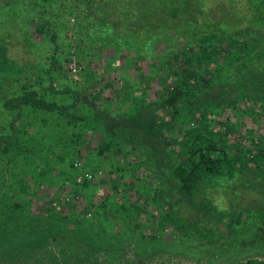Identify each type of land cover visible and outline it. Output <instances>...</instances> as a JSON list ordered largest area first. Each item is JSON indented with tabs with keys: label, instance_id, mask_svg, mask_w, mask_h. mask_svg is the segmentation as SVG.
I'll return each instance as SVG.
<instances>
[{
	"label": "trees",
	"instance_id": "16d2710c",
	"mask_svg": "<svg viewBox=\"0 0 264 264\" xmlns=\"http://www.w3.org/2000/svg\"><path fill=\"white\" fill-rule=\"evenodd\" d=\"M244 1L249 17L234 0H0V264H264L241 260L264 250V9ZM33 23L17 59L10 35ZM79 156L108 191L77 181Z\"/></svg>",
	"mask_w": 264,
	"mask_h": 264
},
{
	"label": "rangeland",
	"instance_id": "374dc122",
	"mask_svg": "<svg viewBox=\"0 0 264 264\" xmlns=\"http://www.w3.org/2000/svg\"><path fill=\"white\" fill-rule=\"evenodd\" d=\"M212 1H215V4L216 6H221V3L222 5H224V7H227L229 2L228 0H212ZM221 1V2H219ZM235 1V6L237 9H239V11L245 15L246 17H249V14H248V11H247V5H246V2L244 0H234ZM253 1V0H250V2ZM256 4L259 5V8H262L264 9V2L262 0V2H256ZM227 9V8H225ZM216 14H219V12L215 11ZM223 13V11L221 12V14ZM224 15V13H223ZM222 16V15H221ZM234 16H237L239 17V14L234 12L233 14H231L230 18L232 19ZM229 23V21H228ZM248 22H247V19L246 21H242L241 24L242 25H246ZM29 25V26H28ZM27 25V29L26 28H17L15 29V31H13L10 35V39H11V45H10V49H9V52H13V56L16 57L17 59H25L26 57L28 58H31L33 59L34 58V54H27L25 50L27 49H21V46L20 45H17L18 41L20 39H22V36H24V34H26L27 32H29L30 34H33L32 37L36 34V37H37V34H38V37L35 38V40L37 39V41L40 40V25H37L35 23L33 24H28ZM230 25V24H229ZM26 26V25H25ZM231 26H233L231 24ZM63 35L61 34L60 35V38H63L62 37ZM31 49L33 50V52L35 51V57L37 59H39L41 57V55L45 54V52L43 51V44L40 45L39 48L37 47H33L31 46ZM49 49V48H48ZM50 50V49H49ZM18 52V53H17ZM39 52V54L37 53ZM41 54V55H40ZM39 56V57H37ZM23 65V64H20V66ZM23 67V66H21ZM63 71H67V74L69 75L70 73L68 72V70L66 69V64L63 66ZM58 72V71H57ZM65 74V72H64ZM71 75V74H70ZM237 111H232L231 113V117H232V120L235 121V118H240V126L243 128V129H249L251 128L255 123V119H249L247 118L246 116H240V114H238V117H237ZM236 116V117H235ZM0 124H4V119L2 117H0ZM30 129V128H29ZM93 137L95 136H90L88 138V142L90 143H87L86 146H82V150H81V156H85L84 152H85V148L90 147V144H91V141H94L96 139H93ZM95 142V141H94ZM92 145V144H91ZM121 156H117V159L118 160H121ZM107 161V159H106ZM75 162H79L81 164V167L85 169V166L86 168L87 165L84 163V161H82L80 159V156L76 158V161ZM85 165V166H84ZM90 171V170H89ZM105 169H100V170H97L96 172H100L98 174H96V172H93L95 175L92 179V181L94 183L97 184L98 186V190H106L108 191V184L110 183V178L107 177L108 175H106L104 173ZM48 181V180H46ZM27 182H29L27 180ZM31 183V181H30ZM43 185H45L43 183ZM54 186V185H53ZM66 188H69L68 185L65 186ZM53 188H56L55 186ZM43 194V193H42ZM37 199V197H36ZM142 202V201H141ZM86 204V201L84 200H81L80 202V209L83 208ZM163 238H171L169 232L168 233H165V235L163 236ZM131 249V248H130ZM216 252V251H215ZM215 254V253H214ZM213 254V255H214ZM128 257H127V263H124L122 260H125V259H118V258H111V257H106V258H99L97 260V263L96 264H137L136 263V256L134 255V253L132 252V250H129L128 253H127ZM257 258V259H260V260H263L264 259V250H252L251 253L249 254H246L242 257V261H246V259H249V258ZM210 258V255H208V253H204V252H200V254H194L192 252H180L178 254H172L170 252H164V251H161L160 253H155L154 255L152 256H148V258L145 260V263L144 264H201V263H204L206 260H208ZM121 260V261H119ZM225 261L227 262H231V261H235L233 258H232V255L230 256H227L225 258ZM75 264V263H74ZM215 264V263H213Z\"/></svg>",
	"mask_w": 264,
	"mask_h": 264
},
{
	"label": "built area",
	"instance_id": "2783aa9c",
	"mask_svg": "<svg viewBox=\"0 0 264 264\" xmlns=\"http://www.w3.org/2000/svg\"><path fill=\"white\" fill-rule=\"evenodd\" d=\"M66 69L68 70V72L70 74H77V71H78V65H77V60L73 54L72 51H70V59L68 60L67 64H66ZM75 166L76 167H81V164L79 162H76L75 163ZM100 172H96V174H98ZM94 173L87 170V169H84V168H81V173L78 174L76 176V179L77 181H81L83 178H87L88 180H92L93 177H94Z\"/></svg>",
	"mask_w": 264,
	"mask_h": 264
},
{
	"label": "crops",
	"instance_id": "0c3cea01",
	"mask_svg": "<svg viewBox=\"0 0 264 264\" xmlns=\"http://www.w3.org/2000/svg\"><path fill=\"white\" fill-rule=\"evenodd\" d=\"M63 67H59L58 65H56V71H58L61 74V81L62 82H66L65 80V74L63 72Z\"/></svg>",
	"mask_w": 264,
	"mask_h": 264
}]
</instances>
